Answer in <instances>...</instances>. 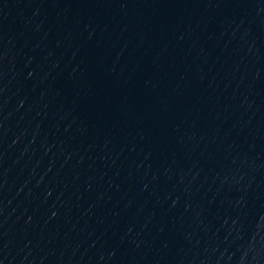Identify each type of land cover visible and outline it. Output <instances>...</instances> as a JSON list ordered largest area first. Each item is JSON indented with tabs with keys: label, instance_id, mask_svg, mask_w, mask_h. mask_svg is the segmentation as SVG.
<instances>
[{
	"label": "water",
	"instance_id": "1",
	"mask_svg": "<svg viewBox=\"0 0 264 264\" xmlns=\"http://www.w3.org/2000/svg\"><path fill=\"white\" fill-rule=\"evenodd\" d=\"M0 264H264V0H0Z\"/></svg>",
	"mask_w": 264,
	"mask_h": 264
}]
</instances>
